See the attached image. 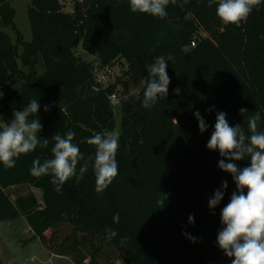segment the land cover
I'll return each mask as SVG.
<instances>
[{
	"label": "trees",
	"instance_id": "16d2710c",
	"mask_svg": "<svg viewBox=\"0 0 264 264\" xmlns=\"http://www.w3.org/2000/svg\"><path fill=\"white\" fill-rule=\"evenodd\" d=\"M216 7L208 0H175L160 19L133 13L129 0H75L72 13L64 11L62 0H31L33 39L25 43L14 25L15 9L0 0V22L18 36L15 43L0 30L2 111L13 116L36 99L40 110L32 118L42 124L39 137L49 140L47 147L20 155L11 169L0 164V222L23 217L51 255L74 264H231L217 235L236 184L218 168L219 152L206 145L218 111L246 134L247 117L259 111L258 128L264 130V0L240 27L224 25ZM79 48L102 69L121 63L126 69L101 86L95 65L77 54ZM160 56L170 77L168 95L149 110L142 107L145 65ZM16 77L24 80L20 93L8 87ZM132 88L140 90L136 96L128 95ZM242 107L249 110L244 116ZM197 110L208 125L203 133ZM116 111L122 116L119 173L106 190L96 192L91 161L83 179H69L60 192L51 175H30L34 159L53 158V136L69 130L84 157L94 158L87 139L116 130ZM235 163L243 168L250 160ZM225 180L223 200L210 209L209 199ZM21 188L27 193L18 194ZM108 228L117 232L111 240Z\"/></svg>",
	"mask_w": 264,
	"mask_h": 264
},
{
	"label": "clouds",
	"instance_id": "9594fccd",
	"mask_svg": "<svg viewBox=\"0 0 264 264\" xmlns=\"http://www.w3.org/2000/svg\"><path fill=\"white\" fill-rule=\"evenodd\" d=\"M170 2L175 3V0H129V5L133 13L165 19ZM261 3L262 0H208L209 7L217 5L216 15L224 25L232 24L236 27L246 22L253 9L258 10ZM145 66L148 76L142 81L144 85L142 107L150 110L160 98L167 97L170 77L163 56L157 57L154 63ZM139 91L132 88L128 95L136 96ZM173 91L176 95L180 94L179 87ZM39 110L40 104L33 99L22 110L14 111V118L10 122H5L0 117V164L5 168L15 167L16 159L20 155L34 151L38 145L48 146L49 140L41 139L38 135L42 129L40 119L32 118L37 116ZM48 110L49 107L44 106V111ZM211 110L209 108L206 111ZM248 111L243 107L239 110L243 116ZM194 115L200 132L207 131L208 125L200 111L197 110ZM226 115L222 111L217 112L214 130L206 145L208 150L219 152L222 159L218 161V168L232 175L237 189L221 210L223 228L218 231L217 244L227 257L233 258L231 264H264V130L258 128L261 114L257 111L247 117L248 134L240 124L231 126ZM75 135L72 130L63 136L55 134L53 136L55 143L51 149L53 158L43 163L39 158L34 159L29 170L30 175L36 178L51 175V183L55 190L60 192L69 179L75 177L77 182L82 180L91 161L95 175V190L97 193L103 192L119 173L116 156L120 146V132L104 131L87 139V144L95 146L94 158L87 159L73 143ZM244 159H249L250 165L238 167L235 161ZM227 187V181H222L221 187L215 190L208 201L210 209H215L220 204L224 197L223 190ZM160 203L163 204V201ZM113 220L118 222L119 214H116ZM188 222L194 223L193 215H189ZM105 231L109 240L117 236V232L111 228ZM182 234L195 243V237L187 233Z\"/></svg>",
	"mask_w": 264,
	"mask_h": 264
},
{
	"label": "rangeland",
	"instance_id": "374dc122",
	"mask_svg": "<svg viewBox=\"0 0 264 264\" xmlns=\"http://www.w3.org/2000/svg\"><path fill=\"white\" fill-rule=\"evenodd\" d=\"M8 1L15 9V27L22 35L23 41L30 43L33 39L29 19L31 0ZM74 1L62 0L66 13H72L74 10ZM0 30L9 34L11 39L16 43L18 36L12 26L4 27L0 22ZM22 52L23 45L20 44L19 54H22ZM76 52L80 57L95 65L97 82L101 86L114 83L122 71L126 69V65H122V63L113 65L107 69H102L95 56L86 54L81 48L77 49ZM37 71L42 75L45 69L41 65H38ZM24 72L28 75L30 69L25 68ZM23 86L24 80L22 77L14 78L8 85L10 90L15 93H20L23 90ZM0 93H2L0 95V117L5 122H10L14 117L2 111L4 109L2 102L5 96V89H2ZM121 124L122 116L119 111H116V130L119 132H121ZM16 191L18 194H26L28 189L21 188ZM35 192L39 197L41 196L38 191ZM0 262L1 264H74L69 258L51 255L44 248L41 240L34 237L32 230L23 217L12 222H0Z\"/></svg>",
	"mask_w": 264,
	"mask_h": 264
},
{
	"label": "built area",
	"instance_id": "2783aa9c",
	"mask_svg": "<svg viewBox=\"0 0 264 264\" xmlns=\"http://www.w3.org/2000/svg\"><path fill=\"white\" fill-rule=\"evenodd\" d=\"M192 46L194 47L195 46V43H193ZM113 99H115V97Z\"/></svg>",
	"mask_w": 264,
	"mask_h": 264
}]
</instances>
